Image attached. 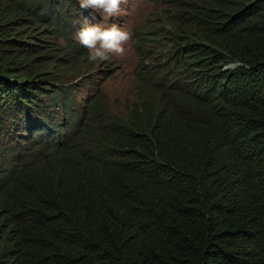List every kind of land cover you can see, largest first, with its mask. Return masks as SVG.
<instances>
[{
  "label": "trees",
  "instance_id": "trees-1",
  "mask_svg": "<svg viewBox=\"0 0 264 264\" xmlns=\"http://www.w3.org/2000/svg\"><path fill=\"white\" fill-rule=\"evenodd\" d=\"M68 4L0 0V120L13 79L75 59L58 42ZM175 15L201 38L181 81L139 75L126 119L96 99L67 146L8 164L0 264H264V0Z\"/></svg>",
  "mask_w": 264,
  "mask_h": 264
},
{
  "label": "clouds",
  "instance_id": "clouds-1",
  "mask_svg": "<svg viewBox=\"0 0 264 264\" xmlns=\"http://www.w3.org/2000/svg\"><path fill=\"white\" fill-rule=\"evenodd\" d=\"M144 1L69 0L65 11L70 10L71 22L59 24L69 26L68 34H59L58 42L75 59L56 61L49 73L39 75L38 79H13L19 96L10 116L0 120L1 180L10 167L8 164H17L35 154L58 152L69 144L83 123L89 104L96 99L102 102L101 93L95 90L101 81L96 75H89L97 67L95 63L106 61L115 65L134 59L133 102L143 92L139 75L154 82L162 78L167 84L183 79L179 61L196 50V42L201 38L179 24L175 12L181 0H152L156 7L150 15L141 17L139 2ZM190 5L191 2L183 7ZM124 9L132 15L129 26L119 16ZM85 63L89 65L88 74H83L78 65ZM237 64L240 61H229L223 67ZM100 106L113 116L103 102ZM130 108L129 105V111ZM128 114L114 117L126 119Z\"/></svg>",
  "mask_w": 264,
  "mask_h": 264
},
{
  "label": "rangeland",
  "instance_id": "rangeland-1",
  "mask_svg": "<svg viewBox=\"0 0 264 264\" xmlns=\"http://www.w3.org/2000/svg\"><path fill=\"white\" fill-rule=\"evenodd\" d=\"M138 1L141 0H137V3ZM139 6L141 7V17L147 13L150 15L156 7L152 0L139 2ZM119 16L122 18L121 20L124 24L127 26L130 25L132 15L128 14V10H122ZM167 49L166 47L163 51ZM95 64L97 67L93 69L89 75H96L97 80L101 81L100 85H98L95 90L101 93L102 102L107 107L109 114L120 117L126 116L129 111V105H131L134 101L133 99L136 97V92L133 87V75L131 72L134 67V59L126 60L115 65H110L106 61ZM78 65L81 66L80 71H82L83 74L89 73V65L87 63H85V65ZM63 66L64 65L60 67V70H62ZM71 70L72 67L67 69V71ZM91 91H93V89H91Z\"/></svg>",
  "mask_w": 264,
  "mask_h": 264
}]
</instances>
